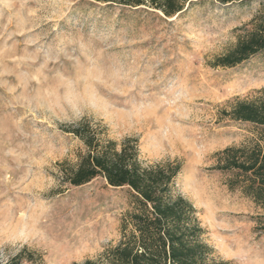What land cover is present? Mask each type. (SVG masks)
I'll return each mask as SVG.
<instances>
[{"label": "rangeland", "instance_id": "1", "mask_svg": "<svg viewBox=\"0 0 264 264\" xmlns=\"http://www.w3.org/2000/svg\"><path fill=\"white\" fill-rule=\"evenodd\" d=\"M195 2L167 18L94 0H0V263L23 252L24 264H83L120 244L131 192L63 179L86 151L65 130L87 120L103 140H137L144 167L180 165L173 193L193 204L214 259L264 264V211L213 169L218 153L260 139L223 112L264 97V52L213 64L264 0Z\"/></svg>", "mask_w": 264, "mask_h": 264}, {"label": "trees", "instance_id": "2", "mask_svg": "<svg viewBox=\"0 0 264 264\" xmlns=\"http://www.w3.org/2000/svg\"><path fill=\"white\" fill-rule=\"evenodd\" d=\"M124 8H140L175 17L195 0H94ZM204 1V0H197ZM233 5L250 0H212ZM253 28L225 55L216 58L213 67L233 68L264 52V2L253 20ZM226 118L253 124L261 129L260 139L250 147L227 148L217 154L216 171L231 173L228 186L241 191L264 211V97L255 101L236 100ZM85 146L75 167L63 172L64 182L81 187L103 178L110 187L127 188L134 209L123 220L122 240L97 261L83 264H230L213 258V249L204 242L205 234L193 204L174 195L177 163L144 167L139 159L138 142L126 139L120 146L103 140L92 124L83 120L65 130ZM33 260V258H32ZM31 261L23 252L6 263Z\"/></svg>", "mask_w": 264, "mask_h": 264}]
</instances>
